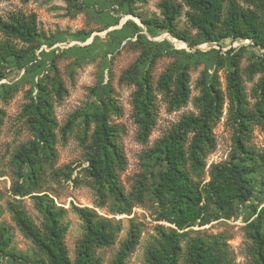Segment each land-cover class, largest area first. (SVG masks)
<instances>
[{"label":"trees","instance_id":"1","mask_svg":"<svg viewBox=\"0 0 264 264\" xmlns=\"http://www.w3.org/2000/svg\"><path fill=\"white\" fill-rule=\"evenodd\" d=\"M141 1L144 0H123L133 15L136 14L131 7ZM182 1L162 0L159 3L160 16L142 18V22L148 27L166 30L193 46L196 42L189 33L178 29V19L184 14L185 5L189 8L188 23L204 40L219 44L230 38L232 41L250 39L262 51V57L244 70L239 53L242 46L238 51L230 48L227 51L230 68L226 88L222 86L217 69L211 74L206 71L197 82L200 91L194 100L197 111L184 113L158 141L154 150L162 154L165 164L155 188L161 204L159 220L167 221L173 227L156 226L157 235L145 254L146 264H180L184 257L187 264H236L225 233L190 236L194 226L234 217L236 203H249L250 216L245 226L251 241L249 252L255 264H264V195L256 193L251 185L252 174L264 165V152L252 142L255 130L264 131V0ZM0 30L6 37L0 39V79H3L6 76L3 63L10 57L22 59L28 53L18 43L25 45L38 41L37 17L35 14L14 13L0 21ZM155 60L156 55L137 83L133 100L135 120L144 139L152 134L158 123L161 101L172 112L186 106L192 96L188 65L175 64L155 80ZM244 74L251 82L256 74H260L250 94ZM18 90L17 84L4 85L0 89V101H8ZM67 94L68 87L61 78L55 80L53 88L45 80H40L37 93L34 95L29 91L30 100L21 116L26 119L35 138L18 152V158L27 166L28 173L21 172L23 180L14 183V198L8 202V210L17 227L39 252L33 264H102L97 249L115 245L122 225L99 214L96 209L73 205L72 210L82 220L83 235L78 240L75 259H72L65 241L69 230L68 209L59 206L49 193L41 191L46 165L54 166L58 162V130L61 128L55 115L56 102ZM114 115L121 116L122 108L116 99L109 97L102 107L77 111L61 129L62 138L66 140L75 122L82 118L85 133L92 131V152L87 171L97 185L99 207L106 204V188L123 196L120 173L128 166L120 141L121 128L112 122ZM223 117L232 130V156L228 161L207 167L208 157L217 148L215 128ZM5 118L6 111L0 105V135ZM207 176L209 181L205 182ZM28 195L42 215L40 224L22 203ZM129 211L128 208L120 210L121 213ZM142 232V225L132 221L112 264H127L140 244ZM11 240V233L4 225L0 226V264L2 255L16 261L27 260L21 253L10 249Z\"/></svg>","mask_w":264,"mask_h":264},{"label":"rangeland","instance_id":"2","mask_svg":"<svg viewBox=\"0 0 264 264\" xmlns=\"http://www.w3.org/2000/svg\"><path fill=\"white\" fill-rule=\"evenodd\" d=\"M161 1L144 0L136 3L131 7L136 14L133 15L123 0H0V21L14 13L35 14L39 31L35 43H18L28 53L22 59H7L3 63L6 76L0 79V89L4 85L19 86L18 92L8 101H0L6 111L0 135V226L4 225L12 235L10 249L27 259L16 261L2 255L1 264H33L32 261L39 257L35 245L14 222L8 210V202L14 198V183L23 180L21 172L25 175L28 173L27 166L18 158V152L35 138V134L21 115L30 100L29 91L35 95L40 80H45L53 88L55 80L61 78L68 87V94L56 102L55 115L61 129L74 113L102 107L109 97L116 99L122 108V115H114L112 122L121 128L120 141L128 159L127 168L120 173L123 196L106 188L107 201L104 207L98 206L97 185L87 171L92 152V131L85 133L82 118L75 122L66 140L62 138V130H58V162L54 166L46 165L41 191L49 193L59 206L68 209L66 221L69 230L65 241L70 257L75 259L77 243L83 235L82 220L72 210L73 205L96 209L99 214L113 218L122 225L115 245L97 249L102 264H112L132 221L140 223L143 232L140 244L128 258L127 264H146L145 254L157 235L156 226L162 224L173 227L169 222L159 220L161 204L155 188L165 164L162 154L154 150L158 141L184 113L197 111L194 104L200 95L197 82L206 71L211 74L217 69L222 86L226 88V76L230 68L227 51L230 48L238 51L242 46L239 53L244 70L252 62L261 60L262 51L250 39L232 41L230 38L219 44L204 40L188 23L189 8L185 5L184 14L178 19V29L186 30L196 42L195 45L191 46L189 42L161 28L146 26L142 18L160 16ZM5 38L0 30V39ZM155 55V80L175 64L189 66L192 96L186 106L172 112L161 101L158 123L152 134L144 139L141 127L135 120L133 100L137 83ZM133 72L131 77L130 73ZM259 76L256 74L251 82L247 74H244L249 94ZM215 134L217 148L208 157L207 167L228 161L232 156V130L226 125L225 117L217 124ZM252 142L264 152V131L255 130ZM207 181L209 176L205 179ZM251 185L256 193L262 192L264 195V165L252 174ZM22 203L36 223L40 224L42 215L35 208L33 198L25 196ZM123 208L130 211L121 213ZM236 211L230 219L222 218L205 226H194L190 236L225 233L236 264H255L249 252L251 241L245 230L246 219L250 216L249 203H236ZM183 246L185 249L186 241ZM180 264H187L185 257Z\"/></svg>","mask_w":264,"mask_h":264}]
</instances>
